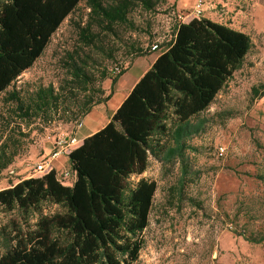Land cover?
<instances>
[{
  "label": "rangeland",
  "instance_id": "374dc122",
  "mask_svg": "<svg viewBox=\"0 0 264 264\" xmlns=\"http://www.w3.org/2000/svg\"><path fill=\"white\" fill-rule=\"evenodd\" d=\"M116 1L125 3L128 13L125 20L113 23L104 21L90 0L82 1L33 67L0 95V134L8 152H16L11 165L0 173V190L32 176L58 137H75L85 118L79 115L93 92L101 87L106 96L113 93L120 78L114 85L111 78L131 65L136 52L147 53L155 44L160 49L151 53L165 52L178 17L188 16L177 12V0H153L152 9L138 0H101L105 7ZM202 1L203 18L246 33L252 48L204 112L186 123L170 121L164 150L150 156L144 174L131 177L132 184L145 178L157 185L135 264H264V244L247 242L235 233L247 222L250 230L264 222V0ZM71 56L94 84L76 89L70 76ZM50 86L56 93L65 89L62 94L69 110L60 105L59 113L46 119L22 118L11 95L26 100ZM76 118L80 120L71 121ZM63 211L50 202L28 214L0 211V257L11 246L2 233L12 235L27 225L34 228L40 217Z\"/></svg>",
  "mask_w": 264,
  "mask_h": 264
},
{
  "label": "trees",
  "instance_id": "16d2710c",
  "mask_svg": "<svg viewBox=\"0 0 264 264\" xmlns=\"http://www.w3.org/2000/svg\"><path fill=\"white\" fill-rule=\"evenodd\" d=\"M82 1L0 0V95L33 67ZM90 1L109 23L125 20L128 13L125 3L105 7L101 0ZM138 1L146 9L155 6L153 0ZM251 48L246 33L210 19L179 23L169 48L135 85L109 124L68 155L75 174L72 186L62 185L53 170L0 190V211L5 213L28 214L45 202L64 208L40 217L34 228L27 225L12 235L2 233L11 246L0 264H135L144 246L143 232L149 225L157 185L145 178L132 184L131 177L144 174L150 156L164 150L170 121L186 123L204 112ZM71 61L76 89L94 84L73 56ZM126 70L111 78L113 85ZM64 90L40 88L26 100L17 93L11 96L22 118L46 119L59 113L60 105L69 110ZM93 94L97 98L89 99L80 119L110 99L101 87ZM8 150L0 134V173L16 156ZM236 218L239 221L240 216ZM248 224L235 233L247 242L264 244V222L257 230L248 229Z\"/></svg>",
  "mask_w": 264,
  "mask_h": 264
},
{
  "label": "crops",
  "instance_id": "0c3cea01",
  "mask_svg": "<svg viewBox=\"0 0 264 264\" xmlns=\"http://www.w3.org/2000/svg\"><path fill=\"white\" fill-rule=\"evenodd\" d=\"M197 0H177L176 1V10L179 13L186 12L188 16L183 18L181 23H189L191 20H187L191 18L189 16L190 11L195 7ZM214 22L220 23L215 21L213 18L206 17ZM221 24V23H220ZM178 25V24H177ZM162 54V53H161ZM157 52L151 53L149 55L136 58L131 65L127 68L123 76L120 77V80L117 82L116 86L119 87L114 90L113 93L110 94V99L101 105L96 106L90 114H88L83 119V125L81 128L77 129L75 136L79 140L80 144L82 145L83 141L97 133L98 131L102 130L105 126L109 124L113 115L131 93L135 85L140 81V79L152 68L153 64L156 62L158 57L161 55ZM133 68V74L130 75L128 72ZM115 86V87H116ZM53 145H50L45 153L43 154V159H45L52 151ZM53 170L57 173L60 171H64L67 168L71 169V165L69 162L68 155L61 156L57 159L51 161ZM65 170V171H66ZM72 171V170H70ZM35 176L34 178H36ZM33 178L32 176L27 177ZM17 184V183H16Z\"/></svg>",
  "mask_w": 264,
  "mask_h": 264
},
{
  "label": "built area",
  "instance_id": "2783aa9c",
  "mask_svg": "<svg viewBox=\"0 0 264 264\" xmlns=\"http://www.w3.org/2000/svg\"><path fill=\"white\" fill-rule=\"evenodd\" d=\"M205 11V2L202 0L197 1L195 4V7L192 11H190L189 16L193 18H203V14ZM179 23L183 21V16L178 17ZM159 45L155 44L151 46L150 50L158 51ZM83 125V122H80L77 126L78 129L81 128ZM79 140L75 137H58L53 142V149L51 153L43 159L40 163L36 164V167L34 169V174L32 177L34 178L39 175H45L53 171V167L51 164V161L54 159H57L64 155H69L73 150L77 149L79 147ZM224 153V149H221V154ZM57 178L59 182L64 186H72L75 180V174L72 171H62L57 173Z\"/></svg>",
  "mask_w": 264,
  "mask_h": 264
}]
</instances>
